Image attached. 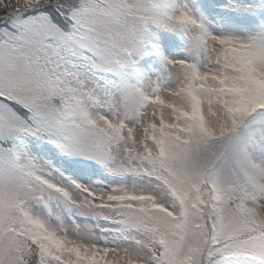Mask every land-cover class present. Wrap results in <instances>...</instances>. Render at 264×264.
<instances>
[{"label":"snow or ice","instance_id":"obj_1","mask_svg":"<svg viewBox=\"0 0 264 264\" xmlns=\"http://www.w3.org/2000/svg\"><path fill=\"white\" fill-rule=\"evenodd\" d=\"M0 264H264V0H0Z\"/></svg>","mask_w":264,"mask_h":264}]
</instances>
